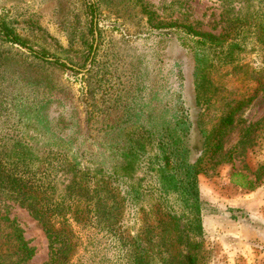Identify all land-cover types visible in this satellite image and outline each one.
Returning <instances> with one entry per match:
<instances>
[{
    "label": "rangeland",
    "instance_id": "1",
    "mask_svg": "<svg viewBox=\"0 0 264 264\" xmlns=\"http://www.w3.org/2000/svg\"><path fill=\"white\" fill-rule=\"evenodd\" d=\"M0 21L28 46L0 34V264L50 259L43 170L76 157L92 166L115 131H157L198 73L210 139L199 176V264H264V0H0ZM58 176L61 199L71 175ZM245 179L256 189L234 182ZM151 203L140 201L135 217L118 214L113 233L95 219L88 227L71 220L77 246L68 264H129L130 237L153 227L160 237L168 217Z\"/></svg>",
    "mask_w": 264,
    "mask_h": 264
},
{
    "label": "trees",
    "instance_id": "2",
    "mask_svg": "<svg viewBox=\"0 0 264 264\" xmlns=\"http://www.w3.org/2000/svg\"><path fill=\"white\" fill-rule=\"evenodd\" d=\"M221 1L226 3L228 0ZM239 14L243 15V12ZM189 31L197 36L209 37L210 41L221 38V35L201 34L192 26H189ZM0 34L8 42L28 47L27 42L3 21H0ZM45 57L43 54V60L49 64L67 67L61 62H48ZM195 75L194 83L182 90L179 109L157 131L146 129L142 135L131 137L123 131H115L108 145L102 148L100 161L92 159V166H83L82 160L76 157L75 162L62 160L52 169L49 165L43 170V227L50 243V259L45 264H68L77 246L70 226L73 221L88 227L95 219L98 225L113 233V226L119 223L117 220L125 209L129 217L138 214L142 208L140 201L154 202L149 207L151 211L158 203L168 217L161 220L162 224L160 222L163 236L161 233L160 237L154 234L158 227H153L130 237L129 264H154L153 258L158 253L155 254V247H161L159 259L162 264H199L201 242L198 239L206 228L199 176L203 172L210 139L200 126L202 106L208 101V96L200 91V74ZM232 122V115L224 118L217 134L221 136ZM220 149V140H217L213 154ZM60 172L62 177L71 175L64 192L60 194L61 199L55 195L57 189L53 187ZM234 182L246 189L257 187L256 182L251 180ZM102 192L110 195L109 200L100 196ZM20 239L28 245L22 236ZM155 239L159 240L158 245L154 244ZM28 252V258H31L34 251L28 249Z\"/></svg>",
    "mask_w": 264,
    "mask_h": 264
}]
</instances>
